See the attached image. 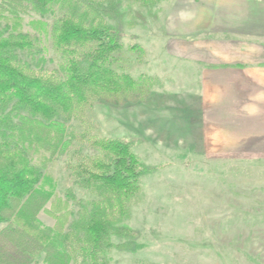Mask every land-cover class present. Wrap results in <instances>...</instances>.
<instances>
[{"label": "rangeland", "instance_id": "1", "mask_svg": "<svg viewBox=\"0 0 264 264\" xmlns=\"http://www.w3.org/2000/svg\"><path fill=\"white\" fill-rule=\"evenodd\" d=\"M120 1L118 69L155 83L144 98L97 100L75 129L123 138L156 169L141 178L123 219L144 246L111 250L109 264H264V143L230 137L243 133L226 129L237 123L221 122L227 109L214 106L216 91L205 95L213 82L204 87L202 80L211 68L264 63V0H163L151 13ZM32 17L38 16L24 17V30L31 31ZM42 44L45 62L32 68L52 72L59 53L49 40ZM64 160L49 165L57 193L72 187L87 198L72 186ZM38 218L53 224L44 212Z\"/></svg>", "mask_w": 264, "mask_h": 264}, {"label": "trees", "instance_id": "2", "mask_svg": "<svg viewBox=\"0 0 264 264\" xmlns=\"http://www.w3.org/2000/svg\"><path fill=\"white\" fill-rule=\"evenodd\" d=\"M134 1L151 13L163 0ZM120 7V0H0V264H109L111 250L144 246L123 219L156 167L123 138L75 129L97 100L144 98L155 83L118 69ZM31 14L38 17L24 30ZM44 40L59 53L52 72L32 68L45 62ZM61 156L87 198L72 187L57 193L49 165ZM40 212L53 224H42Z\"/></svg>", "mask_w": 264, "mask_h": 264}, {"label": "crops", "instance_id": "3", "mask_svg": "<svg viewBox=\"0 0 264 264\" xmlns=\"http://www.w3.org/2000/svg\"><path fill=\"white\" fill-rule=\"evenodd\" d=\"M202 74H204L202 79L205 81L204 87L209 84L210 80L213 82L209 84L212 87H206L208 92H205V95L212 94L211 90L216 91L214 106L219 105L220 108L223 106L227 109V117L221 122L230 125L237 123V126L225 127L228 131L239 130L243 133L230 137L234 139L252 138L264 143V66L234 65L211 68Z\"/></svg>", "mask_w": 264, "mask_h": 264}]
</instances>
